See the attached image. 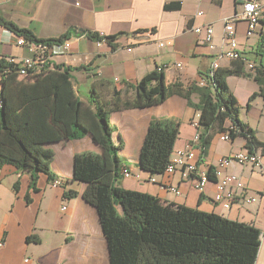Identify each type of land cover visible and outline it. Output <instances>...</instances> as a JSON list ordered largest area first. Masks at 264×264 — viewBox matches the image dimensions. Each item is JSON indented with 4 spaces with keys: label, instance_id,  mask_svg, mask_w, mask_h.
I'll use <instances>...</instances> for the list:
<instances>
[{
    "label": "crops",
    "instance_id": "1",
    "mask_svg": "<svg viewBox=\"0 0 264 264\" xmlns=\"http://www.w3.org/2000/svg\"><path fill=\"white\" fill-rule=\"evenodd\" d=\"M174 3L179 7L166 9ZM240 3L241 0H0V17L26 28L41 40L57 39L69 28L106 37L123 33L114 40V49L107 44L97 47L86 36L70 37L71 54L54 59L57 66L71 67L83 65L81 59L86 60L85 68L71 75L78 99L88 104L94 83L101 85L106 99L113 88L132 98V88L152 71L162 72L167 86L177 83L184 90L192 85L206 86L212 68L228 69L231 62L237 60L217 56L227 48L224 21L241 11ZM259 17L262 18L259 26L250 37L245 34V23L238 22L235 26L241 56L256 68L264 66V58L256 56L257 48L264 47V9ZM207 24L213 31V50L203 43V34L193 31ZM16 38L11 31L0 27V61L6 57L21 59L31 55L25 46L15 44ZM216 60L218 62H214ZM244 73L245 76L228 77V89L238 101L239 114L241 109L246 110L243 121L240 115L238 119L251 127L256 139L264 143V127H253L250 122L262 119L264 113L258 104L260 101L263 108L264 98L258 96L250 102L252 93L258 92V85L252 78L254 69H249L246 63ZM229 78L236 79L243 89L248 81L256 87L239 99L230 89ZM81 96L84 98L80 99ZM199 100L198 94L190 95L193 105ZM192 104L172 95L156 106L114 111L109 115L115 128L112 139L115 145L122 144L118 152L122 169H128L133 175L131 178L122 175L118 185L125 190L154 196L163 203L215 213L252 225L260 232L254 264H264V196L252 204L242 200V196L248 194L259 196L264 188V176L258 170L235 163L226 167L225 173L239 177L244 189L237 191L238 198L229 210H225L213 201L215 178L209 179L201 192L196 189V175L185 176L177 170L173 174L152 176L138 167L140 149L153 119L176 120L179 130L173 151L191 148L198 158V172H207L219 159L246 149L243 138L222 141L216 134L207 155L199 161L194 136L198 132L195 124L200 112ZM49 148L54 152L50 165L54 179L63 182L59 188H53L52 180L39 175L33 190L29 174L7 165L0 168V240L4 242L0 248V264H110L97 212L82 198L86 185L72 180L74 156L82 152L100 154L99 146L87 135L51 144ZM16 184L18 188L14 190ZM171 187L180 191L179 196L174 195ZM69 192L76 195L70 197ZM29 237L37 241H28Z\"/></svg>",
    "mask_w": 264,
    "mask_h": 264
},
{
    "label": "trees",
    "instance_id": "2",
    "mask_svg": "<svg viewBox=\"0 0 264 264\" xmlns=\"http://www.w3.org/2000/svg\"><path fill=\"white\" fill-rule=\"evenodd\" d=\"M178 7L174 3L166 9ZM0 27L41 44H57L70 37L86 36L93 42L102 38L98 33L69 28L57 39L41 40L2 17ZM122 35L103 39L114 49V40ZM256 53L264 58V47H258ZM82 68L85 65H58L54 71L35 69L32 77H20L13 65L0 61V168L7 165L29 174L35 190L39 175L54 180L50 168L54 152L49 146L89 135L101 153L76 154L72 180L86 185L82 198L97 212L110 264H254L260 232L252 225L121 188L118 183L124 168L118 152L122 144L115 145V128L109 119L114 111L156 106L172 95L192 104L190 95L198 94L200 100L192 106L200 112L199 161L207 155L216 134H228L231 140L243 138L252 153L263 151L264 143L256 139L255 131L238 119V101L227 85L228 77L246 75L245 63L238 58L228 69L214 67L206 86L192 85L186 90L177 83L167 86L162 72L152 71L132 88V98L113 88L106 99L101 85L94 83L88 104L78 99L71 75ZM252 78L258 92L252 93L250 102L258 96L264 98V66L259 65ZM178 130L176 120H151L140 149L139 169L152 176L164 174ZM207 175L214 178L212 167ZM17 188L16 184L14 190ZM27 240L37 241L34 237Z\"/></svg>",
    "mask_w": 264,
    "mask_h": 264
},
{
    "label": "built area",
    "instance_id": "3",
    "mask_svg": "<svg viewBox=\"0 0 264 264\" xmlns=\"http://www.w3.org/2000/svg\"><path fill=\"white\" fill-rule=\"evenodd\" d=\"M240 5L241 11L235 13L233 16L224 21V43L227 48L226 50H222L217 58L238 56L239 60H244L246 64L253 67L254 71H256L255 64L248 62L242 58L240 54L237 44L238 41L235 36V26H237L238 22L245 23L246 36H252L253 33L256 32V28L259 26V22L262 19L256 18L255 12L256 10L264 9V0H241ZM198 15H200V13H198ZM193 31L198 35L203 34V43L209 48V50L214 49L212 45L213 31L210 24L200 26L195 29L193 28ZM100 36L102 37L101 40L95 41L97 47L106 45V41L103 39L106 36ZM15 44L17 46H25L31 53V55L27 58L24 57L16 59L13 57H6L4 59L5 62L13 65L17 69L16 72L20 77H32L35 69L38 68H50L51 71L56 70L57 65L54 62V59L71 54L70 52L72 47L70 39L63 40L61 43L57 44H41L26 41L25 38L20 36H17ZM159 46H162V44H159ZM214 62L218 61L216 60ZM212 65H214V63ZM177 66L180 67L178 64ZM195 126L197 127V124H195ZM220 139L222 141L230 140L228 134H220ZM194 142H198V134L194 136ZM196 163H198V158L191 148L178 151L174 150L169 162L166 165L164 174H173L177 170H181L185 176L188 174L190 176L196 175V189L202 192L209 182V178L206 171L198 172ZM231 163L241 166H252V168L258 170L264 176V150L252 153L247 149H244L218 160V163L213 168V175L216 179V194H214L213 201L215 203H219L220 207L225 210H229L236 201V198H238L237 191L244 189V185L240 181L239 177L235 174L225 173L226 167H228ZM132 176V173L128 169H123L124 178H131ZM151 181L154 182L153 179H151ZM51 184L53 188H59L62 186L63 182L61 179H54L51 181ZM170 190L174 193V195L179 196L180 191L175 189V187H171ZM260 196H264V188L260 192L259 196H251V194H248L242 196V200L252 204L255 203ZM61 210L64 211L65 207L62 206ZM3 245L4 242L0 240V248H2Z\"/></svg>",
    "mask_w": 264,
    "mask_h": 264
},
{
    "label": "rangeland",
    "instance_id": "4",
    "mask_svg": "<svg viewBox=\"0 0 264 264\" xmlns=\"http://www.w3.org/2000/svg\"><path fill=\"white\" fill-rule=\"evenodd\" d=\"M81 62L83 65L86 66V60L85 59H81ZM228 84L230 86V89L238 96L239 99L245 98V96L249 93V91H251L254 87H256L252 81H248L247 87L245 89H243L244 87L241 88V86L238 85V83H236V79H234V78H229ZM83 95H84V93H83ZM82 98H84V96H81L80 99H82ZM260 104H261V102L259 101V104H258L259 109H261L264 113V104H263V108H261ZM239 115L243 121V119L245 118V115H246V110L244 108L241 109ZM250 122L253 124V127H257L259 129L264 127V114H263V117L260 121L252 119V120H250Z\"/></svg>",
    "mask_w": 264,
    "mask_h": 264
},
{
    "label": "bare ground",
    "instance_id": "5",
    "mask_svg": "<svg viewBox=\"0 0 264 264\" xmlns=\"http://www.w3.org/2000/svg\"><path fill=\"white\" fill-rule=\"evenodd\" d=\"M262 11V9H259V10H256V12H255V17L256 18H259V14H260V12ZM228 59H238L239 57L238 56H229V57H227ZM243 62H244V60H242ZM248 65V64H247ZM248 68L249 69H253V67H251V66H249L248 65Z\"/></svg>",
    "mask_w": 264,
    "mask_h": 264
}]
</instances>
